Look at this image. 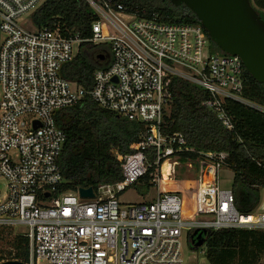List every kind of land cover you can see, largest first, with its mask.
Masks as SVG:
<instances>
[{"label":"built area","instance_id":"2783aa9c","mask_svg":"<svg viewBox=\"0 0 264 264\" xmlns=\"http://www.w3.org/2000/svg\"><path fill=\"white\" fill-rule=\"evenodd\" d=\"M46 1L0 0V179L8 185L6 195L0 194V228L25 229V264H199L194 252L189 262L183 257L184 229L188 242L195 231L206 232L205 241L212 231H264V197L253 213H241L232 187L221 185L228 153L197 151L183 134L161 131L175 78L208 91L202 105L228 130L234 128L228 101L264 114L263 106L244 97L242 60L214 54L201 24L140 17L115 0H86L97 18L89 39L64 34L58 25L39 29L30 17ZM83 43L107 45L111 53L90 92L61 75ZM86 96L146 127L133 153L112 152L123 181L100 186L93 199L82 198L80 190L59 193L67 137L55 113ZM183 153L197 154L196 166L182 163ZM166 164L171 177L181 164L195 171L194 179L185 180L196 197L192 217L183 216V191L162 190ZM151 169L158 185L154 199L123 204L121 195Z\"/></svg>","mask_w":264,"mask_h":264},{"label":"trees","instance_id":"16d2710c","mask_svg":"<svg viewBox=\"0 0 264 264\" xmlns=\"http://www.w3.org/2000/svg\"><path fill=\"white\" fill-rule=\"evenodd\" d=\"M115 2L140 17L161 19L170 24H201L190 9L184 5L175 7L170 0ZM252 3L264 19V0H252ZM30 18L36 28L58 25L64 34H78L83 39L92 37V24L97 19L86 0H47ZM209 40L211 49L219 50L210 37ZM110 54L107 45L83 43L77 57L63 66L61 75L90 92L95 72L109 65ZM101 56L105 57L104 62L100 60ZM245 76L244 97L264 107V85L246 70ZM171 92L173 103L161 125L162 134L181 133L187 145L197 151L228 153V168L234 173L232 190L236 207L241 213H253L262 201L264 191V114L228 101L226 111L234 125L232 130H228L214 111L202 105L210 98L208 91L175 78ZM55 121L67 137L59 160L64 179L59 193L89 188L97 191L102 185L122 182L121 163L112 152L122 155L133 153L131 146L139 143L146 132L144 124L129 121L100 107L90 96L76 106L56 111ZM149 157L153 161L151 153ZM189 161L196 166L197 154L183 153L181 162ZM152 172L154 169L129 188L147 197L154 187ZM176 183L178 188H183L180 180ZM13 244L20 251L15 260L27 263L28 239L20 235ZM205 247L208 264H264V231H212L207 235Z\"/></svg>","mask_w":264,"mask_h":264},{"label":"water","instance_id":"95a60500","mask_svg":"<svg viewBox=\"0 0 264 264\" xmlns=\"http://www.w3.org/2000/svg\"><path fill=\"white\" fill-rule=\"evenodd\" d=\"M175 7L186 6L198 18L211 41L225 54L238 56L245 70L264 85V19L254 9L252 0H170ZM100 60L105 61L101 56ZM85 199L95 197L94 189H81ZM49 196V195H47ZM194 236H197L194 239ZM206 232L195 231L192 248H202ZM2 264H25L9 261Z\"/></svg>","mask_w":264,"mask_h":264},{"label":"rangeland","instance_id":"374dc122","mask_svg":"<svg viewBox=\"0 0 264 264\" xmlns=\"http://www.w3.org/2000/svg\"><path fill=\"white\" fill-rule=\"evenodd\" d=\"M212 52L214 54H223L219 50H213ZM169 113V112H168ZM164 170V168H163ZM222 181L221 185L223 188H231L233 184L234 179V173L230 169L226 168L221 173ZM176 178L174 182H170L166 184L164 187L166 191H169L170 189L177 188L181 191H183L184 197L186 199V211L188 214H192L191 211L193 209L192 203L195 201V193L194 190L191 187H188L186 185L190 184L188 181L185 180H192L195 178V171L193 169H190L184 164H181L176 169ZM180 180L183 184V188H178L176 185V181ZM7 182L3 179H0V194L1 196H5L8 188H7ZM157 188L158 185L154 186L153 189L150 191V194L147 197L140 196L137 191L134 188L127 189L120 197V201L125 204H136V203H142V202H150L154 199V197L157 194ZM263 197H264V191H263ZM25 229H15V228H0V264L4 262L9 261H18L15 260L17 255L20 253L16 247H14V239L17 236L23 235L25 233ZM187 230L184 229L183 236H182V244H183V257L185 261H190L189 257L193 254L198 258L199 264H208L207 258L205 254H202L203 251H206V247L199 248V250H192L188 242V238L186 236Z\"/></svg>","mask_w":264,"mask_h":264},{"label":"bare ground","instance_id":"6f19581e","mask_svg":"<svg viewBox=\"0 0 264 264\" xmlns=\"http://www.w3.org/2000/svg\"><path fill=\"white\" fill-rule=\"evenodd\" d=\"M171 165L170 164H166L164 165V171H163V180H162V184H161V187H162V190L163 191H166L165 190V186L166 184L170 183V182H174L175 181V178L174 177H171ZM196 198V197H195ZM192 206L194 208L195 206V201L192 203ZM183 216L184 217H192L193 216V213L192 214H188L187 211H186V199L184 197V210H183Z\"/></svg>","mask_w":264,"mask_h":264},{"label":"flooded vegetation","instance_id":"af4514ba","mask_svg":"<svg viewBox=\"0 0 264 264\" xmlns=\"http://www.w3.org/2000/svg\"><path fill=\"white\" fill-rule=\"evenodd\" d=\"M197 238V236H194V239H196Z\"/></svg>","mask_w":264,"mask_h":264}]
</instances>
